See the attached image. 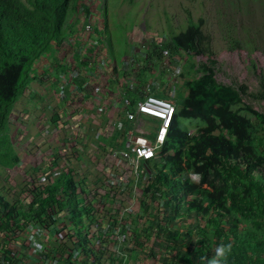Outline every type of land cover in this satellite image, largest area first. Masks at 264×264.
Masks as SVG:
<instances>
[{
	"label": "trees",
	"instance_id": "16d2710c",
	"mask_svg": "<svg viewBox=\"0 0 264 264\" xmlns=\"http://www.w3.org/2000/svg\"><path fill=\"white\" fill-rule=\"evenodd\" d=\"M87 6L80 0H0L1 158L13 164L18 161L4 128L13 103L31 80L32 63L50 42L64 37L68 18L81 9L87 13ZM197 34L198 25L189 21L187 29L174 38L175 46L188 47ZM200 69L202 74L188 82L187 98L180 109H175L158 152L163 156L174 147L172 156L159 163H151L158 155L143 161L148 174L145 181L130 178L126 184H142L149 196L163 198L164 240L170 242L168 247L180 251L181 264H204L202 258L212 257L221 242L233 245L229 264H264V156L252 142L250 121L230 111L238 101L237 92L218 85L208 66ZM208 102L221 108H207ZM179 117L207 118V126L198 135L186 133L180 130ZM217 127L229 131L234 142L213 134ZM176 128L179 139L173 146ZM184 159L198 175V183L183 177ZM52 174L30 177L23 189L24 197L17 202L0 197V235L7 234L1 238L0 250L6 251L7 243L35 221L44 229L60 227L57 233L65 239V264H121L123 255L131 264L135 254L145 248V235L140 232L143 228L135 224L127 234L121 224L120 242L104 234L106 227L110 233L116 227L103 223L115 219L110 207L124 200H115L119 187L101 184L99 190L87 192L83 182L75 180L72 169H62L53 179ZM153 212H148L153 215L152 221L157 216ZM190 218H194V225L188 221ZM174 221L179 227H169ZM76 230L83 232L86 246L80 243ZM73 255L80 259H71Z\"/></svg>",
	"mask_w": 264,
	"mask_h": 264
},
{
	"label": "rangeland",
	"instance_id": "374dc122",
	"mask_svg": "<svg viewBox=\"0 0 264 264\" xmlns=\"http://www.w3.org/2000/svg\"><path fill=\"white\" fill-rule=\"evenodd\" d=\"M81 1L86 5H92L91 7L97 11V17L102 20L104 27L102 35L107 36L108 46H112L117 60L115 70L118 67L121 72H125L120 69V65L127 56H132L137 62L135 74L125 75L127 72L125 74L120 72L119 75L122 83L124 81L122 86L126 90L129 106L134 105L144 92H153L167 97L174 103L176 110L180 109L188 95V82L198 78L202 74L200 67L206 65L212 70L218 85L237 92L238 101L231 105L230 111L239 112L250 121L252 142L256 151L264 156V0ZM91 14L94 15L90 12L87 17L92 16ZM189 21L198 25V34L188 47L175 46L174 38L187 29ZM87 35H92V32ZM210 107L221 108L219 104L208 102L207 108ZM178 121L180 130L195 135L207 126V118L203 117L196 119L179 117ZM140 122L141 124L137 122L139 126L149 131L151 135L154 134L155 122L152 121L153 124L144 119ZM15 127L14 122L11 124L7 122L4 129L8 132ZM212 133L234 142V137L226 129L217 127ZM15 138L14 143L17 144V137ZM178 139L176 128L173 146L177 145ZM1 149L3 147H0V151ZM27 149L29 150L27 156L19 163L13 164L10 160L0 157V192L10 202H17L24 197L23 189L30 177L41 178L47 173L56 172L54 169L46 168L49 166L47 164L39 167L36 159L40 156V151L32 143H28ZM174 150L175 148L171 147L163 156L157 153L158 156L151 163H159L162 158L172 156ZM32 155L37 156L32 158ZM182 164L185 180L198 183L199 177L192 171L188 160L184 159ZM121 169L123 170L122 172L120 170L118 175L121 178L123 176L125 182L130 178H142L145 181L148 175L142 163L134 166L130 160L122 162ZM109 171L105 166L100 168L101 175H109ZM75 172L76 175L79 174L78 171L74 170ZM202 185L205 187L206 183ZM121 186L123 188L119 187L115 200L124 199L127 204L112 205L110 207L112 213L120 214L128 205L130 215H135L139 209L146 214L151 209L154 215L157 214L155 220L158 222L163 220L161 214L164 212L165 203L161 196L156 198L149 196L142 184L136 185L131 181ZM41 229L42 234L48 230L42 227ZM165 232V227H158L153 234V240L157 244L140 252L146 250V254H142L154 264L181 262V253L177 248L161 245L166 236ZM75 234L80 243L86 246L87 239L83 232L76 230ZM38 243V249L41 251L40 264H49L47 259L50 253L52 261L54 258L53 248L47 245L44 238ZM57 252L56 264L66 262L65 249L62 247V252L61 250ZM136 260H133L134 264H142L140 259Z\"/></svg>",
	"mask_w": 264,
	"mask_h": 264
},
{
	"label": "crops",
	"instance_id": "0c3cea01",
	"mask_svg": "<svg viewBox=\"0 0 264 264\" xmlns=\"http://www.w3.org/2000/svg\"><path fill=\"white\" fill-rule=\"evenodd\" d=\"M91 6H87V13L81 10L72 14L67 20L64 37L50 42L46 51L32 63L31 80L13 103L7 121L16 125L7 134L17 155V163L27 156V145L32 143L40 151L36 159L39 167L47 164L46 168L56 171L52 179L65 168L78 171L74 178L83 182L87 192L99 188L101 184L120 182L122 178L118 173L123 170V161L114 154L127 146L134 125L125 116L130 106L122 86L124 81L122 83L119 77L121 71L114 67L117 60L112 46H108L107 36L102 35V20ZM90 12L94 15L87 17ZM87 22L93 23L92 35L83 32ZM95 45L102 56L99 61H95V55L99 53L93 49ZM135 71H131V75ZM153 135L149 134V137L153 138ZM15 137L17 144L14 143ZM36 156L32 155V158ZM104 166L110 170L109 175H101L100 168ZM0 197L8 200L2 192ZM117 203L125 205L126 201ZM131 217L134 224L143 228L140 232L145 235L144 249L157 244L153 234L158 227H165V223L152 221L153 215L144 214L140 209ZM188 221L195 224L194 218ZM178 224L170 222L169 227L177 228ZM28 226L15 240L16 264H40L41 251L36 243L43 238L53 248L52 256L56 261L57 251L62 252V247L65 249V239L57 233L61 231L60 227L50 226L42 234L41 226L35 221L29 222ZM161 245L168 247L170 242L164 240ZM146 252L138 251L135 258L140 259L142 264H154L142 254ZM64 255L66 257L67 253ZM50 256L51 253L47 259L49 264L52 262ZM70 258L80 259L74 255Z\"/></svg>",
	"mask_w": 264,
	"mask_h": 264
},
{
	"label": "built area",
	"instance_id": "2783aa9c",
	"mask_svg": "<svg viewBox=\"0 0 264 264\" xmlns=\"http://www.w3.org/2000/svg\"><path fill=\"white\" fill-rule=\"evenodd\" d=\"M92 30V23H85V25L83 26L84 34L91 33ZM94 48L97 52H99V48L97 47V45H95ZM101 58L102 56L100 52L98 54L96 53L95 61H99L101 60ZM120 69L131 75V71L137 69V62L135 61V58L131 56L130 58L125 59V61H123V63L120 65ZM174 113L175 106L170 99L153 92H144L143 96L136 102V104L132 107L130 106L129 109L125 112L126 119L134 123V125L128 137L129 139L127 142V146L125 148L123 147L122 149L117 150L114 155L116 157H119L123 162L130 160L132 164H134V166H137L138 163H142L145 160L153 159L161 149V146L171 125ZM143 119L146 121L149 120L155 122L156 130L153 138H150V133L148 131H145L142 126H139L137 124V122L141 124L140 121ZM125 183L126 182L122 177L118 184H115L113 182L109 184H111V186L113 184L120 188H123L121 185H125ZM97 189L99 190L100 186ZM129 209L130 208L127 205V208H124L122 210V213L116 214L115 219H117V221H115L114 219L103 223L104 226L112 224L113 226L114 224L116 225L111 233L106 229L107 227L104 229V234L107 237L118 240L120 242L123 238L121 235L122 233H120L121 224L125 225V232L127 231V234L131 233V229L135 224L130 220L131 213ZM28 227L29 226L27 225L25 228ZM4 236H7V234L0 235V241ZM13 242L14 243L12 244H7L6 251L0 250V263L2 262V264H16L18 258L16 257L17 254L13 251L15 250V240ZM36 244L39 247V243L37 242ZM127 260V257L123 255L121 258V264H128ZM51 264H56V261L53 260Z\"/></svg>",
	"mask_w": 264,
	"mask_h": 264
},
{
	"label": "clouds",
	"instance_id": "9594fccd",
	"mask_svg": "<svg viewBox=\"0 0 264 264\" xmlns=\"http://www.w3.org/2000/svg\"><path fill=\"white\" fill-rule=\"evenodd\" d=\"M233 245L231 242L219 243L214 249V255L210 258H202L204 264H229L232 255Z\"/></svg>",
	"mask_w": 264,
	"mask_h": 264
}]
</instances>
